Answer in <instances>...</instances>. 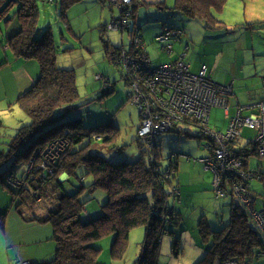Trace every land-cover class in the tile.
<instances>
[{"label": "trees", "instance_id": "obj_1", "mask_svg": "<svg viewBox=\"0 0 264 264\" xmlns=\"http://www.w3.org/2000/svg\"><path fill=\"white\" fill-rule=\"evenodd\" d=\"M82 1L53 0L48 3L44 0L45 3L59 6L63 17L69 7ZM226 1L175 0L171 11L182 14L188 20L204 22L208 29L224 28L215 14L222 11ZM101 3L104 4V0ZM139 5L136 0L131 5V25L135 27L134 10ZM156 6L164 8L163 3ZM10 14L13 15L10 17ZM14 17L18 18V29L14 33L10 32L4 44L16 58L36 61L39 74L32 86L16 100V106L27 117L28 123L19 127L6 144L5 154L0 157V185L8 189L12 202L21 197L20 192L12 187V180L28 179L26 172L19 176L20 169L36 164L41 152L50 146L68 144L62 158L55 161L54 175L49 177L48 171L44 170L38 176L41 195L49 201V208L37 223L52 225L54 256L48 261L26 264H103L98 261L102 237L108 234L113 236L111 253L117 256L123 251V242L128 238V233L137 227H143L145 233L141 251L133 264H157L161 240L167 231L166 225L173 220L167 207L166 186L169 180L164 173L159 172L154 159H145L141 155L134 162L109 161L96 146L93 147L96 144L104 148L112 147L118 131L116 123L108 119L102 124L89 125L75 111L77 107L74 104L79 96L74 71L57 65L58 48L54 45L51 31L49 28L43 31L38 27L37 0H0V22L7 24ZM253 26L249 24L246 28L252 29ZM169 29L182 32L181 29ZM104 45L107 46L106 41ZM115 54V58H118V53ZM4 64L5 61L0 63V67ZM121 73L127 82L124 71L121 70ZM207 75L209 77L208 69ZM113 89L103 87L98 101L111 95ZM68 113H72L73 117L66 118ZM139 139L144 142L143 145H147L145 140ZM159 143L158 138L157 146ZM251 144L249 142L244 147L242 157L255 154L251 151ZM113 149L118 153L123 151V147H112L111 151ZM40 168L33 167L34 170ZM248 172L251 175L260 174ZM62 175L66 176L64 180H61ZM250 182L246 183L249 192ZM174 188L176 200L179 189ZM97 191L105 194V200L100 204L101 212L97 215L87 214L85 218L82 213L85 203L92 201ZM229 207V221L216 231L203 220L198 224L199 246L205 251L197 264H219L228 260L252 263L264 249V240L253 229L247 215L232 201ZM165 214H168L167 218H163ZM4 215H0V223ZM173 240V253L176 254L179 243L176 237Z\"/></svg>", "mask_w": 264, "mask_h": 264}, {"label": "rangeland", "instance_id": "obj_2", "mask_svg": "<svg viewBox=\"0 0 264 264\" xmlns=\"http://www.w3.org/2000/svg\"><path fill=\"white\" fill-rule=\"evenodd\" d=\"M43 1L37 0L39 8L38 27L43 31L48 28L50 29L54 45L58 48L56 54L57 65L60 68L72 69L74 71L75 84L79 96L74 104L77 107L75 111L89 125L102 124L105 120L112 119L118 128L112 147L115 149L123 147V151L121 153H118L114 149L111 151L112 147L104 148L102 145L96 143L93 147L96 146L101 151V155L109 161L123 160L134 162L141 155L145 159H154L155 163L158 164L159 172L164 173L165 178L169 180L166 186V193L168 195L167 207L168 213L172 214L170 218L173 220L166 225L167 231L161 240L157 264H197L204 255V252L198 248L201 247L199 246L200 234L198 224L203 220V222L208 223L212 230L216 231L229 221L231 214V208L229 207L231 199H224L216 195L213 184L214 173L205 170L203 165L199 163L200 159L202 160L209 156L210 150H212V146H210L211 142L205 135H200L198 127L193 126V123H188L168 133H163L159 137L160 143L158 146L153 140L152 144L147 143V145H143L144 142L138 138L137 134L140 125V115L138 110L128 102L127 95L130 92V83L123 80L122 67L119 64L120 61L123 66L127 65V70L131 68L129 62L126 63L125 58L127 56L124 54L125 50L128 51L129 49L131 37L128 38L126 32L123 33L121 43L120 32L107 30L105 27V25L110 24L112 20L119 16L117 9L112 6L110 0H107V3L103 5L94 0H83L69 7L63 17L60 15L59 6L44 3ZM253 1L257 2V0ZM136 2L140 4L134 10L135 21L138 24H136L137 29L141 27L142 30L145 29L149 34H152L156 32L160 33L163 30L162 26L164 28L171 27L172 29L188 26L189 21L182 14L171 11L175 0H136ZM243 2L245 1H226L224 12L218 13L220 15L224 13V27L229 29L239 23H254V21L245 19L246 11L243 7ZM161 3H163V9L156 6ZM12 15L10 14V17ZM246 17L250 18L249 13H246ZM258 21L261 20H255V22ZM17 23L18 18L14 17L7 24L13 25L12 30L13 27L17 26ZM4 25L3 21L2 29H4ZM189 25L194 26L197 24L196 22H192ZM201 27L203 28V26ZM102 28L104 30L101 33ZM101 36L104 41L109 43L110 49H120L123 47V50L120 49L121 51H113L114 54L117 52L120 57L115 58L117 54L110 56V59L107 57L108 55L106 54ZM146 49L149 56L154 59L153 66L160 65V62L168 60L174 54H169V56L166 52H162L160 44L153 41L146 42ZM103 87L114 88V91L102 101H98V96ZM71 114L68 113L65 117H73ZM3 117L5 123L2 124L0 122V126H2L0 127V134H2V137H5L6 134H14L15 130L22 126V123H28L27 117L17 106H12L10 111ZM219 120H224L223 114L219 116ZM242 130L240 131L239 144L246 145L256 137L255 131ZM199 136L200 138H198ZM7 141L8 139L1 140L0 137V142L6 143ZM67 146L66 142L50 146L46 149L45 154L41 152L39 161L36 164H29L27 167L20 169L19 176L26 172L28 179L20 181L12 180V187L17 189L21 194V197L16 199L14 203H12L13 199L9 194L11 197L9 203L14 208L23 202L21 205L23 211L26 207V202L27 206L33 207L34 211L38 214L47 211L49 201H47L44 195H41L38 176L44 170L48 171L49 177L54 175V171L56 170L55 161L62 158ZM207 146L208 148L210 146V150ZM143 151L145 152L144 154H142ZM151 151H154L155 157H153ZM105 153L109 155L107 156ZM242 160H245V158L242 157ZM250 163L253 167H258L260 164L264 165V157L262 159L253 154L250 156ZM37 166H41V168L34 170L33 167L36 168ZM218 171L219 174H216L215 186L218 185L220 190L224 191V185L227 186L228 184L231 186L235 181L236 183L237 181L242 183L241 178H224V171L222 169ZM243 171H247L245 166H243ZM252 178L256 179L258 177L257 175H252ZM174 187L179 189L176 200H174V196L177 193ZM249 187L252 192L249 193L252 196L256 194V197L254 196L258 201L256 209L260 210V204L263 203L262 193L264 191V183L255 181ZM104 200V193L101 191L95 192L93 200L85 203L82 212L83 216L86 218L87 214L92 215L95 212H98L95 215L99 214L101 212L100 204ZM261 207L263 208L264 205L262 204ZM167 215L165 214L163 218H167ZM44 226L49 228L50 236L53 238L52 225L48 223ZM144 233L143 227L131 230L128 233V238L123 242V251L117 256H113L111 253L113 236L110 234L103 236L99 242L102 250L98 261L103 264H133L141 251ZM174 237L177 238L179 243L176 254L173 253L172 247ZM54 251L55 245L53 242L52 254H54ZM262 259L264 260V258ZM251 264L264 263L254 259Z\"/></svg>", "mask_w": 264, "mask_h": 264}, {"label": "crops", "instance_id": "obj_3", "mask_svg": "<svg viewBox=\"0 0 264 264\" xmlns=\"http://www.w3.org/2000/svg\"><path fill=\"white\" fill-rule=\"evenodd\" d=\"M94 1L102 4V0ZM244 1L245 19L254 21V23L238 22L239 24L229 29L224 27V13L220 15L221 12H224V7L220 14H215L216 19L224 28L208 29L204 22L187 19L189 21L188 26H185L186 28L184 26L179 27L182 31L180 40L173 44L171 53H166L167 55L174 53L173 56L160 62V65L161 63H170L183 55V60L192 73H197L200 66L205 65L209 71V77L215 84L231 87V93L227 97V114L221 110L211 112L210 124L218 131L227 129L229 120L235 115L238 107L245 108L242 115L248 116L255 112L254 106L257 103L264 101V0H257V2L253 0ZM105 3H107V0H104ZM246 13H249L250 18L246 17ZM256 19L261 21L255 22ZM192 22H196L197 25H189ZM249 24L254 25L252 29L246 28ZM1 26L2 22H0V63L5 61V64L0 67V122L3 124L5 123L3 116L10 111L12 106H16L17 98L27 91L37 79L39 66L34 60L16 58L4 44L10 32L14 33L18 26L13 27L12 30L13 25L5 24L4 29ZM162 29L160 33L152 34H149L145 29L142 30L141 27L137 29L152 63L154 59L147 52L146 42L153 41L156 43L155 38L168 28L162 26ZM101 39L104 43L102 36ZM106 44V54L110 59V56L114 55L113 51L118 48L110 49L109 43L106 42ZM106 81L109 83L108 80ZM221 114H223L224 120H219ZM22 124H25V122ZM17 130H15V133ZM15 133L12 135L6 134L5 137L0 134L1 140L8 139L6 143L0 142V157L5 154L6 144ZM239 138L240 136L235 143L236 149L249 144H239ZM244 158L245 167L248 171L260 173L259 176L256 174L258 178L253 179L250 184L255 181L264 183V165L260 164L258 167H253L250 165V156L246 155ZM65 178L66 176L62 175L61 180ZM9 194L8 189L0 185V215L5 214L0 223V264H26L52 259L54 256L52 254L54 241L50 236L49 228L44 224L37 223V220L44 217L46 212L38 214L33 207H28L26 202L23 211L21 209L23 202L14 208L9 203L11 198ZM254 196L256 197V194ZM254 196L256 208L258 201ZM262 198V204L264 205V191ZM262 204H260V210H258L260 212H264V207H261ZM198 248L203 252L205 251L202 247ZM262 258H264V249L260 254L258 253L255 259L264 263Z\"/></svg>", "mask_w": 264, "mask_h": 264}, {"label": "built area", "instance_id": "obj_4", "mask_svg": "<svg viewBox=\"0 0 264 264\" xmlns=\"http://www.w3.org/2000/svg\"><path fill=\"white\" fill-rule=\"evenodd\" d=\"M46 1L51 3L53 0ZM110 2L117 9L119 16L112 20L106 29L120 32L121 41L125 32L128 38L131 37L129 49L124 53L127 56L126 63L129 62L131 68L127 70L126 64L123 66L120 61L119 64L130 83L128 102L140 115L138 137L152 144V140L156 142L163 133H168L184 124L193 123V126L198 127L197 130L211 142L212 150L207 146L210 154L201 160V163L205 170L214 173L213 184L216 195L230 198L234 205L247 215L253 229L264 240V214L255 209L254 198L246 186V183L253 178L248 171L242 172L244 160L241 155L244 154V149L235 148L242 129L255 131L256 137L251 145L253 152L263 159L264 101L257 103L254 106L255 112L248 116L242 115L245 108L238 107L235 115L230 118L227 129L216 130L210 124L211 112L221 110L227 114V97L231 93V87L215 84L208 77L205 65H202L197 73L190 72L183 55L173 62L153 66L140 33L131 25L133 0H110ZM181 34L180 31L165 29L155 38V42L160 44L162 52L171 53L173 44L180 40ZM45 152L46 150L43 153ZM219 169L224 171V178L239 177L242 183L235 181L231 186L224 185V191L220 190L218 185L215 186ZM219 264L250 263L228 260Z\"/></svg>", "mask_w": 264, "mask_h": 264}, {"label": "bare ground", "instance_id": "obj_5", "mask_svg": "<svg viewBox=\"0 0 264 264\" xmlns=\"http://www.w3.org/2000/svg\"><path fill=\"white\" fill-rule=\"evenodd\" d=\"M169 29V28H168ZM169 30H171V29H169ZM182 33V32H181ZM181 36H182V34H181Z\"/></svg>", "mask_w": 264, "mask_h": 264}]
</instances>
